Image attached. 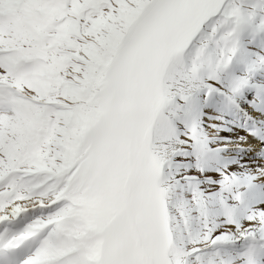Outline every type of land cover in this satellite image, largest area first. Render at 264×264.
Returning <instances> with one entry per match:
<instances>
[{"label":"snow or ice","instance_id":"snow-or-ice-1","mask_svg":"<svg viewBox=\"0 0 264 264\" xmlns=\"http://www.w3.org/2000/svg\"><path fill=\"white\" fill-rule=\"evenodd\" d=\"M0 264H264V0H0Z\"/></svg>","mask_w":264,"mask_h":264}]
</instances>
